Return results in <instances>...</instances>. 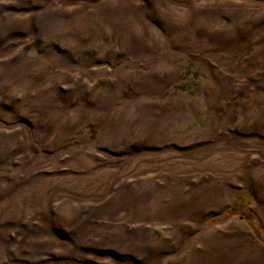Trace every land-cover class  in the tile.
<instances>
[{
  "label": "rangeland",
  "instance_id": "1",
  "mask_svg": "<svg viewBox=\"0 0 264 264\" xmlns=\"http://www.w3.org/2000/svg\"><path fill=\"white\" fill-rule=\"evenodd\" d=\"M262 230L264 0H0V264H264Z\"/></svg>",
  "mask_w": 264,
  "mask_h": 264
},
{
  "label": "trees",
  "instance_id": "2",
  "mask_svg": "<svg viewBox=\"0 0 264 264\" xmlns=\"http://www.w3.org/2000/svg\"><path fill=\"white\" fill-rule=\"evenodd\" d=\"M258 230V227H255L254 232ZM262 233H264V230H262Z\"/></svg>",
  "mask_w": 264,
  "mask_h": 264
}]
</instances>
